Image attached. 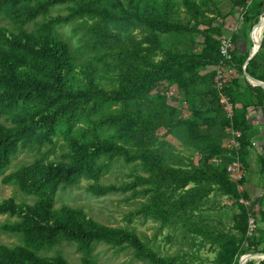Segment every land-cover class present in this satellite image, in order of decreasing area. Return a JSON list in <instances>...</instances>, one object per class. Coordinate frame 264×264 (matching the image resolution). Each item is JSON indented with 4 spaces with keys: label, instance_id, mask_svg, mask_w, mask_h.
<instances>
[{
    "label": "trees",
    "instance_id": "16d2710c",
    "mask_svg": "<svg viewBox=\"0 0 264 264\" xmlns=\"http://www.w3.org/2000/svg\"><path fill=\"white\" fill-rule=\"evenodd\" d=\"M263 14L264 0H0V22L9 23L0 25V176L35 198L33 204L0 199V216L19 219L2 230L22 240L0 245V264H70L60 253L41 254L63 241L76 245L82 264H97L92 254L101 243L118 253L132 249L149 264L196 259L161 255L136 230L105 225L83 209L56 208L57 194L82 180L91 182L86 191L94 196L145 199L136 213L162 226L183 225L193 249L216 253L214 264L264 255V195L254 200L247 190L255 154L264 191V153L252 140L264 127V88L247 79L264 83V37L246 65ZM64 26L73 28L76 46L59 32ZM224 37L232 40L233 59L220 93ZM241 77L249 99L239 102ZM222 95L233 104L231 117ZM228 129L241 133L239 149ZM60 137L66 150L51 159L63 148ZM22 151L34 160L7 173ZM119 160L134 166L131 180L103 183ZM234 162L243 169L241 181L228 171ZM214 194L238 205L237 234L207 226L205 201ZM250 215L258 223L252 236Z\"/></svg>",
    "mask_w": 264,
    "mask_h": 264
},
{
    "label": "rangeland",
    "instance_id": "374dc122",
    "mask_svg": "<svg viewBox=\"0 0 264 264\" xmlns=\"http://www.w3.org/2000/svg\"><path fill=\"white\" fill-rule=\"evenodd\" d=\"M65 12V10H54L53 14L56 15ZM261 20H264V17H262ZM232 24V21H228L227 26L230 27ZM0 25H9V23L7 21H1ZM27 28L32 29L33 26L28 25ZM72 29L73 28L71 26H64L59 28L58 30L66 39L71 40V42L76 46V34L73 33ZM263 37L264 28L261 33V42L263 40ZM240 87L242 89L241 93H243V97L237 96V101L240 102L241 98H245V100H248V94L247 97L245 96L247 85L243 77L240 78ZM182 106L185 107V109L188 107L186 103H182ZM252 114L253 113H251V115ZM262 128L264 131V127ZM59 140L60 145L63 146V148L59 146L56 149V152L51 155V159H58L60 154H62V151L66 150L61 137L59 138ZM230 144H232V141L230 142ZM178 146L180 149H182V146H180V144ZM182 154L183 156H187L188 153L183 150ZM34 157L35 155L31 152H20L18 156L13 160L12 167L7 173L16 170L22 164L32 162L34 160ZM199 158L200 157H197L196 160H199ZM212 162L216 163L214 162V160H212ZM133 167L134 166L132 164H125L122 160L117 161L113 164L109 173L103 179V183L120 184L130 181L131 169ZM2 178L3 176H0L1 200L14 198L18 203L33 204L35 202V198L33 196H29L20 192L15 185L3 184ZM90 183L91 182L87 180H82L79 185L60 191L57 194L56 198V208H60L63 205L80 208L83 209L96 221L105 225L113 227H129L130 229H134L151 246H154V248L159 250L161 255H183L184 253H188V258L192 256H195L196 258L192 262V264H214L216 253L210 251L211 247H209L208 250L202 249L200 252H198L196 248L193 249V236L186 233L183 225L178 224L176 226H162L160 222L155 221L151 218H144L142 215L136 213L135 211L141 207V203L144 202L145 199L137 198L127 201L126 197L128 195H123L121 193L110 194L101 197L94 196L86 191V188ZM204 209V216L206 218L207 216L210 217L208 220H206L208 221L207 226H210L213 230H215L216 234L218 232L229 233L232 231V233H235L233 227L235 222L237 221V216L240 215V209L238 205L234 203L231 197L214 194L205 201ZM18 220V217H12L9 215L0 216V245L16 247L22 244L20 235L10 234L2 230V225L14 223ZM197 242V244L200 243V241ZM59 253L63 255L70 264H82V253L77 250L75 244L69 243L67 241H63L54 249L44 251L41 254L46 256H56ZM92 256L97 264H149L146 261L138 260L135 257L134 251L132 249H128L126 251L118 253L114 248L103 243L96 246ZM242 258L240 259V261L242 260V264H247L249 261L260 262L264 259V256H256L252 254L249 257H244L243 259Z\"/></svg>",
    "mask_w": 264,
    "mask_h": 264
},
{
    "label": "built area",
    "instance_id": "2783aa9c",
    "mask_svg": "<svg viewBox=\"0 0 264 264\" xmlns=\"http://www.w3.org/2000/svg\"><path fill=\"white\" fill-rule=\"evenodd\" d=\"M232 48H233V43H232L231 38L224 37L221 42L222 61L218 67L217 78H216V88L219 90L220 93H222L223 90L225 89V85L222 79L225 77L226 72L232 73V69L230 67V65L232 64V59H233V56L231 54ZM221 102L222 104H224L225 110L228 113V116L231 117L233 115V108H234L232 102L227 96H224V95H222ZM228 132H231V134L233 135V138L231 140L232 145H234L236 149H239L240 144L237 138L241 136V133L235 132L231 129H228ZM214 162L219 163L220 160L214 159ZM228 171L236 175L238 178V181H241L243 179L244 172L239 162H234L233 164L229 165ZM239 190L244 191V187L239 186ZM241 203L246 204L247 206L250 205L248 202H245L244 200H241ZM257 225L258 223H257L256 217L254 215H250L248 235L252 236L255 233Z\"/></svg>",
    "mask_w": 264,
    "mask_h": 264
},
{
    "label": "crops",
    "instance_id": "0c3cea01",
    "mask_svg": "<svg viewBox=\"0 0 264 264\" xmlns=\"http://www.w3.org/2000/svg\"><path fill=\"white\" fill-rule=\"evenodd\" d=\"M246 44L241 42L242 50L245 49ZM253 143L255 144V148L257 149L258 154L264 153V131L262 127H259L256 130V133L253 137ZM257 156L253 154L249 159L250 170L247 173V190L253 196V199H257L260 196L264 195V191L261 188V177L259 175V166L257 162Z\"/></svg>",
    "mask_w": 264,
    "mask_h": 264
},
{
    "label": "water",
    "instance_id": "95a60500",
    "mask_svg": "<svg viewBox=\"0 0 264 264\" xmlns=\"http://www.w3.org/2000/svg\"><path fill=\"white\" fill-rule=\"evenodd\" d=\"M263 21L264 20H261L255 27H254V30H253V38H254V43H255V48H256V50L250 55V57H249V59H248V61H247V63H246V65L248 64V62L257 54V52L260 50V48H261V46H262V42H261V40L257 43V41H256V39H255V29H256V27L257 26H259V25H262V27L264 28V23H263ZM247 79L249 80V82L251 83V84H253V85H255V86H261V87H263L264 88V83L263 82H260V81H257V80H255V79H253V78H251L249 75H247ZM256 256H264V255H262V254H255ZM249 256H251V255H245V256H243V258L244 257H249ZM242 258V259H243ZM240 264H242V260L240 261Z\"/></svg>",
    "mask_w": 264,
    "mask_h": 264
}]
</instances>
